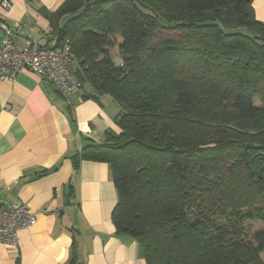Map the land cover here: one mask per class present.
I'll use <instances>...</instances> for the list:
<instances>
[{
  "label": "trees",
  "instance_id": "obj_1",
  "mask_svg": "<svg viewBox=\"0 0 264 264\" xmlns=\"http://www.w3.org/2000/svg\"><path fill=\"white\" fill-rule=\"evenodd\" d=\"M253 1L64 0L41 10L51 28L43 48L68 42L83 98L118 106L119 134L71 159L109 165L115 234L145 264H264V24ZM247 221L263 224L253 242ZM67 264H81L74 249Z\"/></svg>",
  "mask_w": 264,
  "mask_h": 264
},
{
  "label": "crops",
  "instance_id": "obj_2",
  "mask_svg": "<svg viewBox=\"0 0 264 264\" xmlns=\"http://www.w3.org/2000/svg\"><path fill=\"white\" fill-rule=\"evenodd\" d=\"M7 1L0 20L20 24L13 42L23 47L31 25L45 46L51 28L41 10L55 12L64 0ZM253 12L264 24V0L253 1ZM85 91L65 98L26 69L0 81V204H22L36 218L15 247L0 242V264H67L72 249L81 264H145L136 243L115 234L109 165L71 159L120 132L117 104L107 95L83 98Z\"/></svg>",
  "mask_w": 264,
  "mask_h": 264
},
{
  "label": "built area",
  "instance_id": "obj_3",
  "mask_svg": "<svg viewBox=\"0 0 264 264\" xmlns=\"http://www.w3.org/2000/svg\"><path fill=\"white\" fill-rule=\"evenodd\" d=\"M0 6L8 10L11 4L2 0ZM19 27L17 22L11 25L4 19L0 22V81L12 82L20 70L26 69L39 76L45 84L53 86L65 98L79 93L82 84L70 70L72 59L68 42L55 49L43 48L34 39L33 29L28 25V36L21 47L13 42V33ZM35 222L33 213L22 204L9 208L0 204V242L15 247L18 231L33 226Z\"/></svg>",
  "mask_w": 264,
  "mask_h": 264
},
{
  "label": "rangeland",
  "instance_id": "obj_4",
  "mask_svg": "<svg viewBox=\"0 0 264 264\" xmlns=\"http://www.w3.org/2000/svg\"><path fill=\"white\" fill-rule=\"evenodd\" d=\"M112 56V61L114 64L119 65L120 64V57L118 54V51L116 49L111 50L110 52ZM263 224L258 221H247L244 224V234L246 236V239L250 242H253V234L257 232L258 230L262 229ZM261 259L264 261V256L260 255Z\"/></svg>",
  "mask_w": 264,
  "mask_h": 264
}]
</instances>
